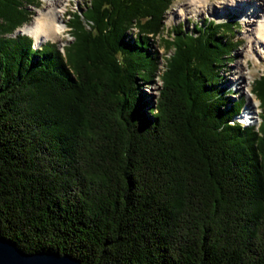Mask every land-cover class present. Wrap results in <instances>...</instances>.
Wrapping results in <instances>:
<instances>
[{
    "label": "trees",
    "instance_id": "16d2710c",
    "mask_svg": "<svg viewBox=\"0 0 264 264\" xmlns=\"http://www.w3.org/2000/svg\"><path fill=\"white\" fill-rule=\"evenodd\" d=\"M172 1L90 0L68 15L61 54L11 37L31 4L0 0V236L19 250L264 264V73L251 89L259 126L244 127L233 118L245 100L229 102L219 77L237 24L159 38ZM154 37L173 52L151 107L141 87L157 70Z\"/></svg>",
    "mask_w": 264,
    "mask_h": 264
},
{
    "label": "rangeland",
    "instance_id": "374dc122",
    "mask_svg": "<svg viewBox=\"0 0 264 264\" xmlns=\"http://www.w3.org/2000/svg\"><path fill=\"white\" fill-rule=\"evenodd\" d=\"M90 0H72L70 4L66 6V11L63 14L62 20L66 25L63 33L60 35V39L52 41L48 40L40 44L39 46H35L32 38L24 33H21L19 28L29 24L34 18L35 15L39 12V10H43L46 7L45 0H29L31 5L25 6L24 10L29 14V20L23 24H21L18 28L14 30V32L10 35L11 37L15 36H24L28 37L32 40V47L35 49H39L40 47H44L47 43H52L56 46L61 54L64 53V48L70 45L73 41L70 35V30L68 29V15L72 16L73 13H83L85 10V6L89 4ZM23 3H25L23 1ZM33 3V4H32ZM186 4V0H173L169 5L168 9L165 11L162 21V31L160 33L159 38L171 40L173 38V34L171 32V28L177 25H181L184 27V31L187 33H193V27L195 24H200L205 20H210L216 23H225L232 22L237 24L236 32L233 33V40L239 41L238 47L234 50L232 55V60L223 67V69L219 73L220 77V88L225 90V92L229 95V102H238L239 100H245L244 106L241 107L240 112L234 116L233 121H236L238 124L247 127V126H259V114L260 109L258 107V101L254 98L251 92L253 83L256 79H258L264 73V58L252 57L249 59L248 64L244 65L243 74L246 78V85L242 89H237L232 83V78L234 76V71L239 63L243 62V51L247 47V39L246 35L249 34L250 28H253L251 25L247 26L246 21L247 17H243L242 15H236L238 9L231 5L229 0H208L207 6L204 7V10L201 12H192L191 8H186V12L183 14L179 11L180 8H184ZM250 1L246 2L245 5L249 6ZM207 9V11H206ZM254 9L255 6H254ZM257 12H262V10L256 9ZM255 18V17H254ZM19 30V31H18ZM138 34L136 28H130L128 32V38L134 39V36ZM151 43V51L156 52V57L158 58L157 70L154 73L153 80L146 84H142L141 87V95L144 101L149 104L151 107L154 106L155 100L158 97L159 89L161 88L160 77L163 74L166 67V60L172 55V50H168L164 47V44L157 37L149 38ZM153 40V41H152ZM152 41V42H151ZM247 66H249L247 69ZM257 101V110L254 115V110L256 107L254 101ZM253 108V109H252ZM255 117L253 119L252 117ZM252 116V117H251ZM245 119H244V118Z\"/></svg>",
    "mask_w": 264,
    "mask_h": 264
},
{
    "label": "bare ground",
    "instance_id": "6f19581e",
    "mask_svg": "<svg viewBox=\"0 0 264 264\" xmlns=\"http://www.w3.org/2000/svg\"><path fill=\"white\" fill-rule=\"evenodd\" d=\"M71 1L72 0H45V9L39 10L35 18L29 24L20 27V32L29 35L35 46L42 45L43 42L48 40L59 41L60 35L66 27L62 17L66 11V6L70 4ZM229 1L233 7L238 9L236 15L240 14L243 17H247L245 23L247 26L253 25V28L248 29L249 34L246 35L247 47L243 51L244 61L239 63L236 67L232 78V83L237 86V89H242L246 85V78L243 74L244 65L248 64L249 59L252 57L257 56L259 58H264V0ZM249 1V6H246L245 3ZM207 3L208 0H186L185 7L180 8L179 11L184 14L186 8H191L192 12H201L204 10V7L207 6ZM254 6L256 9L262 10V12H257ZM248 67L249 66H247V69H249ZM249 92L251 91L249 90ZM254 103L256 105L254 107L256 108L252 109L255 115L258 109L257 101L255 100ZM254 115L253 117L251 116L253 119L257 117Z\"/></svg>",
    "mask_w": 264,
    "mask_h": 264
},
{
    "label": "water",
    "instance_id": "95a60500",
    "mask_svg": "<svg viewBox=\"0 0 264 264\" xmlns=\"http://www.w3.org/2000/svg\"><path fill=\"white\" fill-rule=\"evenodd\" d=\"M0 264H81L79 260L52 252L28 254L0 236Z\"/></svg>",
    "mask_w": 264,
    "mask_h": 264
}]
</instances>
